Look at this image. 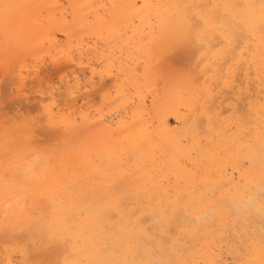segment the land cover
<instances>
[{
	"label": "bare ground",
	"instance_id": "obj_1",
	"mask_svg": "<svg viewBox=\"0 0 264 264\" xmlns=\"http://www.w3.org/2000/svg\"><path fill=\"white\" fill-rule=\"evenodd\" d=\"M68 1L69 5L65 7L57 0H12L39 6L30 10L28 20L35 52L42 44V49L45 48V41L53 49L61 47L56 32L64 36L72 49L66 60L61 59L62 55L53 63L60 65L58 70L72 67L70 72L74 69L76 73L74 84L62 76L67 81L57 97L61 98L65 91V108L77 116L73 119L59 117L58 127L52 132L56 130L54 134L60 132V136L63 132L62 136L69 137L83 134L88 143L97 141V133L109 139L113 133L119 135L107 152H93L86 158L83 153L73 154V158L81 160V167L74 170L71 164L67 165L64 174L68 190L55 198L48 209L47 221L36 229L37 236L29 235L31 242L42 248L59 245L61 251L57 259L60 264L65 260L96 258L139 264L149 260L192 259L179 249L187 247L185 241L191 240L195 233L199 240L196 259L237 264V261L250 258L241 252V241L244 247L250 245L258 258L264 230L261 139L264 84L257 65L242 60L240 49H237L228 56L219 54V68L209 74L201 61L205 56L214 58V50L202 47L199 40L152 47L149 44L152 29L144 19L141 6L161 3L258 4L259 0ZM113 5L126 7L115 9ZM114 18L118 21L113 22ZM253 19L259 22L258 10ZM259 42L257 31L241 44V48H257ZM233 56L238 63L234 62ZM26 58L11 72L0 61V75L13 78L11 82L17 85L11 89L15 90L14 99L18 96L17 99L27 101L32 95L31 99L34 96L36 101H45L54 93L55 87L54 90L48 87L50 82L43 84L44 77L38 68L34 69V78L29 79L31 70L28 72L29 60ZM13 73L16 76L13 77ZM189 74L199 77V86L205 89L203 96L193 94L186 80ZM30 82V90L33 92L34 88L38 95L27 91ZM41 84L48 88L44 91ZM107 85L114 88L115 94L109 103L106 101L107 111L100 110L94 116L89 111L94 104V95ZM125 122L127 130L124 129ZM113 152L119 153V166L108 169L104 162ZM93 170L104 172V180L99 185L88 182L87 177ZM117 189L120 195L113 196ZM2 194L0 181V232L5 231L7 237L11 231L9 237L12 238L13 232H21V229L5 220ZM99 205L106 209L102 215L84 211L85 207ZM73 216L79 224L69 230L63 221ZM178 216H189L194 220L183 233L176 228ZM176 234L183 235V240L173 247ZM29 237L26 243L23 240L25 244L31 243ZM26 246L23 247L30 252ZM28 248L31 249L30 244ZM26 250L21 249L17 254L21 261L31 257ZM12 254H0V260L4 264H18L15 263L18 256L14 253V259Z\"/></svg>",
	"mask_w": 264,
	"mask_h": 264
},
{
	"label": "snow or ice",
	"instance_id": "obj_2",
	"mask_svg": "<svg viewBox=\"0 0 264 264\" xmlns=\"http://www.w3.org/2000/svg\"><path fill=\"white\" fill-rule=\"evenodd\" d=\"M39 7L12 2V0H0V61L5 68L11 70L15 65L25 59L26 54L34 51L33 32L28 24L30 10ZM115 9H121L124 5H113ZM145 12V21L152 29V47H167L189 40H199L202 47L213 51V57L205 56V67L209 74H214L218 68L219 54L228 56L240 49L241 59L256 63L259 78L264 84V0L259 3H216V4H146L141 6ZM258 10L259 22L253 19ZM114 18L113 22H117ZM259 32L260 42L257 48H241V44L254 33ZM218 34V35H217ZM150 50V49H149ZM234 62L236 61L233 56ZM193 94L203 96L205 89L199 86V77L189 74L186 78ZM243 89L241 88V92ZM63 103L53 93L48 98V103L36 113L30 120L8 121L5 120L0 127V181L3 184L2 209L4 218L11 224L21 229V235L16 236V241L23 245V234L26 228L28 232L39 229L42 223L47 221L48 209L55 202V198L68 190L67 177L64 172L68 164L74 170H79L81 160L73 158V154L83 153L86 158L93 152L108 151L118 133H113L109 139L97 133L95 143H88L81 136L66 137L63 149L58 153H48L36 147L33 139L34 129L37 124L49 128L58 127L57 107ZM66 126V125H65ZM124 129H128L125 122ZM262 152H264V110L261 111ZM119 153L113 152L106 159L104 166L108 169L119 166L117 159ZM88 182L99 185L104 180V172L93 170L87 177ZM171 182V176L168 177ZM119 196L120 190L112 193ZM84 211L89 214L102 215L106 209L103 205L88 208ZM66 228L71 230L73 225H78L76 217L64 220ZM194 223L189 216H178L176 228L181 233ZM183 240V235L176 234L173 247ZM199 243L195 233L192 239L185 241L187 247L179 249L183 253L191 255L192 259L170 261H140L139 264H222L215 259L201 260L195 256L199 252ZM241 241V252L248 257L237 261V264H264V230L261 233L258 258L254 249L249 245L244 247ZM19 264H60L59 261L22 260ZM64 264H123V262L96 258L89 260H65Z\"/></svg>",
	"mask_w": 264,
	"mask_h": 264
},
{
	"label": "rangeland",
	"instance_id": "obj_3",
	"mask_svg": "<svg viewBox=\"0 0 264 264\" xmlns=\"http://www.w3.org/2000/svg\"><path fill=\"white\" fill-rule=\"evenodd\" d=\"M57 2L61 5V6H67L68 7V5H69V1L68 0H57ZM43 9H41V11H42ZM42 13H45V12H43L42 11ZM51 31L52 32H54V30L53 29H51ZM56 35H57V37L59 38V43L61 44V47H57L56 49H53L52 47H49L48 46V43H47V41H45L44 42V45L45 44H47V45H45V50L44 49H42L44 46H43V44L41 45V47L42 48H38L37 50H36V52L35 51H33L32 53H28L27 55H26V61H28L27 62V65H28V67H27V69H28V72H29V69L31 70V72H29L30 74H28L29 75V79H31V77L32 78H34L33 76H35V73H34V71L38 68V70L40 69L41 71V73H42V75L41 76H43L44 77V79H42L43 81V84L44 83H46L47 82V84H48V82H50V84L48 85V87H50L51 86V88L54 90V87H55V90L53 91L54 93H58V91H61V90H63L65 87V81H67V80H65V79H68L69 78V82H70V84H74V82H75V80H76V78H75V75H76V73H74V69H73V72H70V69L72 68V67H70V68H65V70H62V69H60V70H58V68H59V66H57V65H55L54 63H55V60H57L58 58H60V56H62L63 58H61V59H63V60H66L67 59V55H69L70 54V52L72 51V49L70 48L71 46H68L67 44H66V39L64 38V36L63 35H61L60 33H57L56 32ZM60 36V37H59ZM62 44H64V45H62ZM39 49H42V51H38ZM59 49V50H58ZM69 49V50H68ZM71 49V50H70ZM56 51H58L57 53H56ZM63 53V54H62ZM61 54V55H60ZM44 55H46V56H44ZM59 55V56H58ZM48 59H50V60H48ZM176 60H177V56H176V58H175ZM178 59H180L179 58V54H178ZM50 61V62H49ZM58 61V60H57ZM54 62V63H53ZM61 62V61H60ZM63 62V61H62ZM66 62V61H65ZM65 62H63V63H65ZM41 63H42V66H39V65H41ZM44 63V64H43ZM47 63H48V65H47ZM51 63V64H50ZM52 64L53 65H55L54 67H52ZM37 65V66H36ZM47 65V66H46ZM17 66V65H16ZM16 66H14V67H16ZM45 66V67H44ZM39 67H41V68H39ZM46 67H48V68H46ZM57 67V69L55 70V68ZM46 68V69H45ZM61 68V67H60ZM62 68H64V67H62ZM35 69V70H34ZM67 69V70H66ZM68 69H69V71H68ZM12 70V69H11ZM11 70H10V72H11ZM44 71V73H43V71ZM61 71V72H60ZM24 73H26V71H23ZM39 72V73H40ZM46 72H48V73H46ZM54 72H57V73H54ZM60 72V73H59ZM63 72H64V74H63ZM68 72V73H67ZM15 73H17V72H15ZM15 73H13V77H14V74ZM40 73V74H41ZM47 76H46V75ZM49 74V75H48ZM5 75H7V74H5ZM9 75V74H8ZM64 75V77H65V79H64V77H62ZM2 76H3V78H2ZM15 76H16V74H15ZM50 76V77H49ZM68 76V77H67ZM11 77V76H10ZM10 77H4V75H0V127H2L3 126V123H4V121L5 120H8V121H12V122H15V121H24V120H26V119H31L33 116H35L36 115V113L37 112H39V111H41L42 109H43V107H44V105L45 104H47L48 103V99L46 98L45 99V101H39V100H37L39 103H36L37 101H36V97L34 98V96L32 97V99H31V96L32 95H30L29 96V94H31V93H33L34 92V94L33 95H35V94H39L38 93V91H35V89L33 88V92L31 91L32 90V82H30V86H28V88H29V90L27 89V91H31L30 93L29 92H27V97L29 96L30 98H28V100L26 101L25 99H23V98H19V99H17L18 98V96H16L17 98H13V96H14V94H15V90H12L11 91V89H15V87L17 86L16 84H15V82H14V84L12 83L13 82V78L11 79L12 80V82H11V80H10ZM49 77V78H51L52 80H50L49 78L47 79V78ZM67 77V78H66ZM5 78V79H4ZM9 78V79H8ZM61 78H62V80H61ZM2 79V80H1ZM64 79V80H63ZM45 80V81H44ZM51 81H52V84H51ZM61 81H63V82H61ZM34 83L36 82V81H33ZM68 82V83H69ZM12 83V84H11ZM33 83V84H34ZM37 83V82H36ZM63 83V84H62ZM27 84V85H28ZM43 84H41L42 85V87H44V88H42L41 87V89H44V91H45V88L47 89L48 87L47 86H43ZM46 84V85H47ZM45 85V84H44ZM60 89V90H58V89ZM63 88V89H62ZM31 89V90H30ZM57 89V90H56ZM56 91V92H55ZM64 92L65 91H62V95H63V97H62V95H61V100H64L63 98H65L66 99V97H64ZM29 93V94H28ZM61 93V92H60ZM60 93H58V94H56V96H59L60 97ZM114 94H115V91H114V88L113 87H111L110 85L108 86H106V87H104V88H102V89H100L99 91H98V93L96 94V95H94L95 97H94V100H92V102L94 103V104H92L91 105V107L89 108V111L94 115V116H96L97 114L96 113H98V111H100V110H102L103 112H106L107 111V109H108V103H109V99L112 97V96H114ZM36 95V96H37ZM98 95V96H97ZM33 98L35 99V100H33ZM22 99L24 100L23 102H22ZM29 99L31 100L30 102H29ZM18 100V101H17ZM108 103H107V102ZM65 101H63V104H60L59 105V107H57V113H58V119H59V117H67V118H69V119H73L75 116H77V114H74V111L72 112V113H70L69 111H70V109L68 110V108H65V107H67V105H65V103H64ZM23 103V104H22ZM65 108V109H64ZM63 114H65V115H63ZM46 126V125H45ZM43 128H45V129H43ZM63 129V128H62ZM50 130V131H49ZM55 130V129H54ZM59 130H61V129H59ZM64 130V129H63ZM53 131V128H49V127H44V126H41L40 124H37L36 125V127H35V129H34V136H33V139L35 140V142H36V147L38 148V149H40V150H43V151H47L48 153H58V152H60L62 149H63V145H64V140H65V138L66 137H69V136H66V135H64V136H62L64 133L62 132V137L60 136V132L58 131V129H57V131L59 132V133H56V134H54L55 133V131L54 132H52ZM51 132V133H50ZM49 133V134H48ZM57 134H59V135H57ZM55 135H56V137H58V139L55 137ZM54 139V140H53ZM57 140V141H56ZM62 142V143H61ZM33 230V229H32ZM34 230H36V229H34ZM37 231L38 230H36V231H34V232H36V233H32L33 231H31V234H30V232H28V230H25V232H24V234L26 233V235H24L22 238H25V239H23L24 240V242H25V240H26V238L27 237H29V235H31V237H36L37 235H35V234H37ZM5 231H3V232H0V242H1V240H3L4 238L6 239H4L3 240V242L5 243H0V254L2 255H4L5 253H13L12 254V256L14 257V259H15V256H18L19 255V250H21V249H23V250H26V248H24L25 247V245H27L26 247H27V249L28 250H31L30 252L29 251H27L26 250V254H30V256L31 257H29L28 255H26V257H29V259L28 260H33V261H35V260H41V259H49V260H59V262H60V259H57V258H60L58 255H60V251H59V249H61V247L60 248H58V246L59 245H57V246H55L56 244H52V245H50V246H48V247H46L45 248V246L42 248V247H39L38 245L36 246V245H34L32 242H31V240H30V237H29V240H30V242L31 243H29L30 244V247H31V249H29L28 248V246H29V244L27 243V244H25L26 242H27V240H26V242L24 243L23 242V245L21 246L20 244H18L17 243V241H16V238H15V236H16V234H17V236L20 234L21 235V232H19V231H15V232H13V235H15V236H13L12 235V238L11 237H9V236H11V234H12V232L10 231V233L8 232L6 235H7V237H9V239L7 238V237H5L4 235H5V233H4ZM2 234H3V236H2ZM9 234V235H8ZM39 234V233H38ZM33 235V236H32ZM3 237V238H2ZM15 241H14V240ZM28 239V238H27ZM10 241V243H8V241ZM13 240V242H11ZM29 240H28V242H29ZM7 242V243H6ZM17 245V246H16ZM19 245V246H18ZM13 246V247H12ZM24 246V247H23ZM33 246V247H32ZM36 248V249H35ZM8 249V250H7ZM2 250H3V252H2ZM44 250H46L45 252H43ZM40 251H41V253L42 254H40ZM29 252V253H28ZM37 252V253H36ZM14 253H16L15 254V256H14ZM33 253V254H32ZM18 254V255H17ZM32 254V255H31ZM1 255H0V258H1ZM35 255V256H34ZM58 256V257H57ZM19 257V258H18ZM16 259V261H21V259H20V257L21 256H18ZM34 257V258H33ZM37 259H36V258ZM52 257V258H51ZM1 262H0V264H4L3 262V260L1 259L0 260ZM15 261V263H18L19 264V262H16Z\"/></svg>",
	"mask_w": 264,
	"mask_h": 264
}]
</instances>
